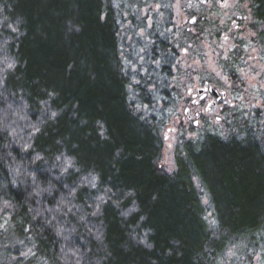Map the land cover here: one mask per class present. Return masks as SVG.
<instances>
[{
  "label": "trees",
  "instance_id": "trees-1",
  "mask_svg": "<svg viewBox=\"0 0 264 264\" xmlns=\"http://www.w3.org/2000/svg\"><path fill=\"white\" fill-rule=\"evenodd\" d=\"M245 1L264 58V0ZM121 19L114 0H0V198L30 250L12 264H264L262 109L224 106L226 136L181 141L164 171L173 69L201 19L196 35L147 30L133 71ZM240 56L223 63L231 96Z\"/></svg>",
  "mask_w": 264,
  "mask_h": 264
},
{
  "label": "rangeland",
  "instance_id": "rangeland-1",
  "mask_svg": "<svg viewBox=\"0 0 264 264\" xmlns=\"http://www.w3.org/2000/svg\"><path fill=\"white\" fill-rule=\"evenodd\" d=\"M148 1L139 0L131 5L129 0H114L122 18L119 21L121 48L131 71L144 60L147 30L169 24V31L176 36L183 31L196 35L198 30L194 28L195 22L190 24L189 21L200 17L198 28L203 31L199 42L179 50L173 69V74L180 77L178 81L174 80L175 83L181 85L185 79L186 85L182 86L183 101L174 113L175 117L170 119L161 132L163 150L158 163L161 169L172 173L175 169L174 156L181 141L194 139L207 132L226 136L222 124L224 106L229 109L240 107L250 112L262 109L264 113L261 94L264 92V58L255 43L250 9L245 0H159L164 8V15H159L158 20L148 12ZM152 11L156 13L160 8L154 7ZM190 14H195L196 17ZM236 50L241 55L236 68L240 75V82L237 84L240 90L235 96H231L228 89L232 85L229 77L224 74L223 63ZM205 87L212 88L217 94H224V103L216 104L207 111V104L212 102L213 97L206 88L208 95L205 101L196 105L195 102L199 101L197 90ZM193 96L195 101L192 100ZM159 108L154 105L148 112L145 110V113L154 114ZM9 211L7 202L0 198V264H12L30 252L27 244L20 243L10 235L7 222ZM232 257L233 253L230 251L227 258ZM229 264L236 262L231 261Z\"/></svg>",
  "mask_w": 264,
  "mask_h": 264
},
{
  "label": "flooded vegetation",
  "instance_id": "flooded-vegetation-1",
  "mask_svg": "<svg viewBox=\"0 0 264 264\" xmlns=\"http://www.w3.org/2000/svg\"><path fill=\"white\" fill-rule=\"evenodd\" d=\"M209 88V87H205V88H203L202 90H200L201 91V94H198V91L199 90H197V95L199 96V101L198 102H195V104L196 105H199V103H201V102H203V101H205V99H206V97H207V89ZM210 95V94H209ZM224 95V94H223ZM222 94H221V98H224V96H223ZM211 96V95H210ZM220 97L218 96V99H216L215 97H213L212 99V102H210L209 104H207V109H212V108H214L215 106H216V104H219V102H220ZM192 100H194L195 101V96H193L192 97ZM201 101V102H200Z\"/></svg>",
  "mask_w": 264,
  "mask_h": 264
},
{
  "label": "water",
  "instance_id": "water-1",
  "mask_svg": "<svg viewBox=\"0 0 264 264\" xmlns=\"http://www.w3.org/2000/svg\"><path fill=\"white\" fill-rule=\"evenodd\" d=\"M222 1H223V0H220V2H222ZM194 22H195L194 19H191V20L189 21L190 24H194ZM208 93H209L211 96H213V97H215L216 99H218V95H217V93H216L212 88H210V89L208 90ZM198 94H201V91H200V90L198 91ZM186 113H187V111H186Z\"/></svg>",
  "mask_w": 264,
  "mask_h": 264
}]
</instances>
